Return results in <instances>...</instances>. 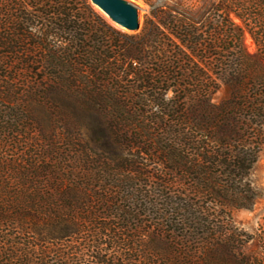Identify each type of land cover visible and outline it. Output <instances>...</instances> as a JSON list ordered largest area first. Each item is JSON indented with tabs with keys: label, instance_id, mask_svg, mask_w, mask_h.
Wrapping results in <instances>:
<instances>
[{
	"label": "trees",
	"instance_id": "obj_1",
	"mask_svg": "<svg viewBox=\"0 0 264 264\" xmlns=\"http://www.w3.org/2000/svg\"><path fill=\"white\" fill-rule=\"evenodd\" d=\"M143 2L0 0V264H264V0Z\"/></svg>",
	"mask_w": 264,
	"mask_h": 264
},
{
	"label": "rangeland",
	"instance_id": "obj_2",
	"mask_svg": "<svg viewBox=\"0 0 264 264\" xmlns=\"http://www.w3.org/2000/svg\"><path fill=\"white\" fill-rule=\"evenodd\" d=\"M90 1V0H89ZM132 1L138 9V16H139V23L140 26L144 21L145 16L149 12V7L147 4L143 2V0H130ZM91 2V1H90ZM95 10L101 13L113 26L119 28L123 31L132 33L136 32L137 30H129L126 29L116 22H113L108 18L106 14L95 4L91 3ZM244 42L247 49L250 52L255 51V45L252 39L249 37L248 34L244 35ZM247 181L251 184L252 188L254 189L255 196L253 199L252 204L249 207H240L233 211V219L234 221L241 227L246 230H249L252 226L255 225V222L261 213L264 210V151H261L256 160L253 162L251 167L248 170L246 175Z\"/></svg>",
	"mask_w": 264,
	"mask_h": 264
},
{
	"label": "water",
	"instance_id": "obj_3",
	"mask_svg": "<svg viewBox=\"0 0 264 264\" xmlns=\"http://www.w3.org/2000/svg\"><path fill=\"white\" fill-rule=\"evenodd\" d=\"M98 6L110 20L120 26L137 30L140 27L137 6L130 0H90Z\"/></svg>",
	"mask_w": 264,
	"mask_h": 264
},
{
	"label": "bare ground",
	"instance_id": "obj_4",
	"mask_svg": "<svg viewBox=\"0 0 264 264\" xmlns=\"http://www.w3.org/2000/svg\"><path fill=\"white\" fill-rule=\"evenodd\" d=\"M105 14V13H104Z\"/></svg>",
	"mask_w": 264,
	"mask_h": 264
}]
</instances>
